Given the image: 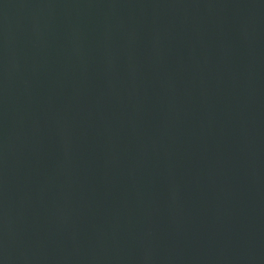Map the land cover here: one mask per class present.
Here are the masks:
<instances>
[{
	"label": "water",
	"instance_id": "water-1",
	"mask_svg": "<svg viewBox=\"0 0 264 264\" xmlns=\"http://www.w3.org/2000/svg\"><path fill=\"white\" fill-rule=\"evenodd\" d=\"M0 264H264V0H0Z\"/></svg>",
	"mask_w": 264,
	"mask_h": 264
}]
</instances>
